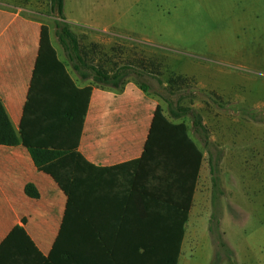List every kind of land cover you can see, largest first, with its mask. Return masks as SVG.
<instances>
[{
	"label": "crops",
	"instance_id": "obj_1",
	"mask_svg": "<svg viewBox=\"0 0 264 264\" xmlns=\"http://www.w3.org/2000/svg\"><path fill=\"white\" fill-rule=\"evenodd\" d=\"M70 1L62 0L58 17L49 0H0V102L18 137L0 144V264H169L170 226L178 224L169 204H183L174 184L180 158L170 157L165 171L162 163L139 161L155 106L163 105L128 76L112 87L93 82L88 68L74 67L56 21L67 22L82 46L80 37L99 25ZM43 26L49 43L41 46ZM260 52L264 0H245V57L263 63ZM115 53L93 62L87 56L86 62L108 60L112 72L121 65ZM182 76L202 88L193 74ZM163 113L174 123L184 121L199 145L189 115ZM32 148L61 152L55 161L75 151L99 170L82 171L66 193L35 163ZM203 158L176 264H190L188 242L199 231L209 235L207 221L190 227L197 224L191 212Z\"/></svg>",
	"mask_w": 264,
	"mask_h": 264
},
{
	"label": "rangeland",
	"instance_id": "obj_2",
	"mask_svg": "<svg viewBox=\"0 0 264 264\" xmlns=\"http://www.w3.org/2000/svg\"><path fill=\"white\" fill-rule=\"evenodd\" d=\"M77 3L85 19L99 25L80 37L86 57L98 61L116 50V62L132 67L128 78L145 84L167 115L168 101L188 105L208 129L207 147L191 133L204 158L191 212L197 224L190 227L207 221L209 235L199 231L188 242L189 263L264 264V62L245 57V0ZM189 74L201 89L182 76ZM217 157L223 194L213 202L209 159Z\"/></svg>",
	"mask_w": 264,
	"mask_h": 264
},
{
	"label": "trees",
	"instance_id": "obj_3",
	"mask_svg": "<svg viewBox=\"0 0 264 264\" xmlns=\"http://www.w3.org/2000/svg\"><path fill=\"white\" fill-rule=\"evenodd\" d=\"M49 1L51 11L58 17H62V0ZM55 24L58 40L63 48L67 50L68 58L74 60V67L76 69L80 66L88 68L93 82L117 87L125 77L129 75L130 70H132L129 64H121L112 72H109L103 65L98 64L96 66L86 62L88 47L79 44L77 34L71 31L67 22L59 20L56 21ZM48 43L49 40L46 27L43 26L40 34V45L42 46ZM82 75L86 77L87 73ZM158 82L161 83V80H158ZM188 95L191 96L192 94ZM181 97L184 98L185 96ZM167 107L169 117L179 118L190 115L193 134L198 137L202 146L207 147L211 144L208 136V129L202 122V116L198 111L188 105L176 104L175 107H173L172 103L169 101L167 102ZM17 141L18 137L0 102V144H14ZM31 153L35 163L43 170L50 173L66 193H70V186L76 184L80 179L82 171H85L86 174L89 171V173L93 175L99 170L98 167L87 162L75 151L69 152L64 158H59L56 161L53 160V158L61 156V152L32 148ZM173 156H178L180 158L178 166L179 172L176 175L174 184L176 189L181 193L183 200L180 197V201L182 200L183 204H169L171 208V218L176 220L178 217V224L170 226V240L168 242L169 264L177 263L179 247L183 235V223L188 219V213L192 205V198L197 183L200 161L203 157V150L189 135L186 123L184 121L178 123L172 122L163 113L161 105L157 104L151 118L149 131L139 161L147 162L150 160L155 164L162 163V169L165 171L168 169V164L166 163H172L171 161L168 162V160H171L170 157ZM218 160L219 157L216 158L215 162H213L211 158L209 159L213 202L217 194H223L218 177ZM68 206H70V204H67V209ZM210 217L212 222L215 216L212 214ZM210 230H212V226H210ZM164 262H166V256Z\"/></svg>",
	"mask_w": 264,
	"mask_h": 264
}]
</instances>
